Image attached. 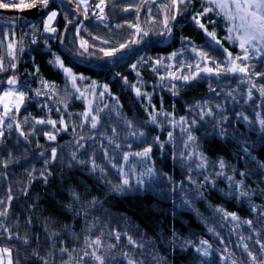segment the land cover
<instances>
[{"label":"trees","instance_id":"1","mask_svg":"<svg viewBox=\"0 0 264 264\" xmlns=\"http://www.w3.org/2000/svg\"><path fill=\"white\" fill-rule=\"evenodd\" d=\"M107 2V24L94 7L79 18L82 49L79 3L56 0V39L27 43L19 59L0 14V81L56 85L25 98L2 135L0 247L13 264H99L85 252L104 264H264V54L244 60L206 0ZM230 60L247 71L227 72ZM147 148L153 175L123 185V158Z\"/></svg>","mask_w":264,"mask_h":264},{"label":"snow or ice","instance_id":"2","mask_svg":"<svg viewBox=\"0 0 264 264\" xmlns=\"http://www.w3.org/2000/svg\"><path fill=\"white\" fill-rule=\"evenodd\" d=\"M49 0H39V4H41L44 7H47ZM211 4H214L217 9L220 10V13H223L225 17H227L228 21L231 22L232 27L229 28L230 32L236 33V39L239 41V47L244 52L243 59H248V52L249 49H253L256 52H261L264 50V0H209ZM23 5L24 7H36V3H29L25 4L24 0H18V5ZM8 4L0 3V7H8ZM206 11H212V9H207ZM57 15L56 12H52L49 16V20L53 19ZM195 19V18H194ZM197 23H199V20H197ZM201 28H204L203 24L199 25ZM46 31H55V29L47 27L45 28ZM207 31V29H205ZM209 36H211L213 39H215V33H208ZM231 38V37H230ZM218 43V41H217ZM260 45V47H258ZM83 47V45H81ZM126 47V45H121V48ZM119 49H117L118 51ZM106 56L115 55V52L108 51L105 52ZM205 55V54H201ZM229 57H231V53L228 54ZM206 58V57H205ZM241 57L237 56L236 60H240ZM230 63L232 64L231 67L227 68L226 71L230 73H245L247 71L246 67L240 66L235 63V61L230 60ZM15 65H13L14 67ZM63 67V64L60 65ZM3 65L0 63V69H2ZM135 67V65H133ZM219 67V65H217ZM64 71L71 75V70L65 68ZM205 72L211 73L213 70L211 68L204 69ZM218 74V73H217ZM83 79V77H81ZM187 79V77H185ZM73 83H75L76 77L72 76ZM9 84H15L16 80L15 78L8 80ZM260 92L262 95H264V87L260 89ZM136 94L139 96L141 93L139 89L136 90ZM251 93H249L250 95ZM9 95H14L19 97L20 102H23V93H4V97H7ZM4 97H0V100L4 99ZM5 116L7 115L9 109L8 105L5 104ZM17 111L19 110V104L15 105ZM155 120V117H153V121ZM3 117H0V127H2ZM38 123H44V121H38ZM47 123L55 125V121H47ZM260 125L262 128H264V120L260 121ZM9 128H11V124L8 125ZM92 127H96V120L93 118L92 120ZM23 135V133H21ZM3 133L0 132V136H2ZM49 139H55L54 136L49 135ZM189 139H193V137L189 136ZM151 152V148L145 149L143 152L135 153V155L140 156L142 158H146L148 154ZM53 158L55 157V150H53ZM124 160H127L128 157L125 156L123 158ZM220 168H224V162L220 161L219 163ZM151 169H149V173H151ZM123 185L127 186L129 185V181L127 179L123 180ZM241 195H247V193H241ZM0 215H3L0 213ZM233 219H236L235 216L232 217ZM250 223V222H249ZM116 239H119V235L116 236ZM130 240V238H129ZM95 245H100L102 242L100 239H96L93 241ZM202 243H207L206 241ZM114 247V245H113ZM210 247V246H209ZM247 246L245 245V248ZM264 248V245L261 246ZM62 251L66 252L67 249H63ZM199 251V249L197 250ZM3 252L8 253L9 256L11 255L9 249H3ZM85 255H92V257L99 262V264H104V259L101 256L95 255V253H88L85 252ZM204 255H209L208 251H204ZM251 255V253H249ZM253 260H255V257H252ZM9 264H11V261L9 260ZM128 264H135L134 261L129 260Z\"/></svg>","mask_w":264,"mask_h":264},{"label":"rangeland","instance_id":"3","mask_svg":"<svg viewBox=\"0 0 264 264\" xmlns=\"http://www.w3.org/2000/svg\"><path fill=\"white\" fill-rule=\"evenodd\" d=\"M75 1L77 3H79L80 10H81L79 14L81 16L84 17L85 14L88 15V13H90L89 9H91V6H92L91 1L92 0H75ZM158 1H160V0H153V5L156 4V2H158ZM206 1L209 4H211L209 2V0H206ZM211 7L217 9L214 4H211ZM217 10L220 12L219 9H217ZM52 12H56L57 15L53 19L49 20V16L51 15ZM221 14L223 15V13H221ZM59 16H60L59 11L57 9H55V8L49 9L47 16H46V19H47L46 26L56 27L55 25L57 23ZM223 17L226 20L227 29L231 28L232 27L231 22L228 21L227 17H225L224 15H223ZM84 29L85 28H84L83 23H78L75 26V36H77L78 45L79 46L83 45V47L81 46L82 49L87 48V46L85 45V39L83 40V35H82V31ZM141 34L142 33H141L140 29H138V27H137L136 38H139L138 36ZM229 38L232 41H234L235 44H237L239 46V41L236 39V33L235 32L229 31ZM14 44H15V42L11 45H14ZM258 47H260V45H258ZM14 52L15 51H13V54H15ZM248 54L253 55V56L262 55V54H264V50H262L261 52H256L255 50L250 48ZM61 63H62L61 60H58V66L60 67V69H63V71H64L65 67H64V65H63V67H61L60 66ZM229 65L232 66L231 63H229ZM206 67L209 68V64H207ZM203 69H204V67L200 68L197 71V73H201L203 71ZM65 74L67 75L68 79H70L72 81V83H73L72 76L76 77L75 83L78 80V76L75 75L74 72H72V70H71V75H69L66 72H65ZM13 78H15V80H16L15 84H9L8 80L6 81V83L4 81H0V97H4V93H6V92H8V93H13V92L23 93L21 91V81H19L18 77H16V76H12L11 78H9V80L13 79ZM75 83H73V84H75ZM77 89H79V91H81V93L84 95V98H86L89 101V107H87V110H86L87 111L86 116H88V115L92 114V112H93V110L91 108V104L94 101V100H92V98H93V93H95V92H93L92 90H90L86 87L85 88H77ZM5 104L8 105V109H9L6 116H5V107H4ZM16 104H19V110L18 111L15 107ZM26 104H27V102L25 100V96H23V102L22 103L20 102L19 97L14 96V95H9L7 97H4V99L0 100V117H3V122H2V127H0V132L4 133V131L8 127V125L12 124L16 113L20 112L22 110V108L24 106H26ZM2 138H3V136H0V143H1ZM127 157H128V159L123 160V162H122L123 164L119 169V173L122 174L123 180L127 179L130 182L132 179H134V180L137 178L146 179L149 176L153 175L151 162H149L150 159H148L149 156H147L146 158H142L140 156H137V155H134L131 153V154L127 155ZM149 169L152 170L151 173H149ZM3 249H5V248L0 247V264H9V260L11 261V264H13V262H14L13 261V255L11 254L9 256L8 253L3 252ZM6 249H8V248H6Z\"/></svg>","mask_w":264,"mask_h":264},{"label":"built area","instance_id":"4","mask_svg":"<svg viewBox=\"0 0 264 264\" xmlns=\"http://www.w3.org/2000/svg\"><path fill=\"white\" fill-rule=\"evenodd\" d=\"M36 3V7H24L23 5H18V0H0V3L3 4H8V7H0V10L7 12V15L12 17L15 28H16V36L18 38L17 40V45H16V49H17V54H16V59H19L21 56V52H22V48L27 44L30 43L32 45H38L40 42V35H42L43 37H47V38H54L55 36V31H46L45 28L46 26L43 24L41 29L39 30L38 33L33 34L30 33V27L29 24L25 25L26 22V18L23 16V12L27 9L30 8H39V10L44 9L46 11L49 10V8L51 7L50 3L51 0H49L47 7L42 6L41 4H39V0H24L25 4H29V3ZM96 9H97V13L98 16L96 18L97 21L103 23H106V9H107V5L108 2H106V0H96ZM48 27V26H47ZM53 28V27H50ZM54 29V28H53ZM50 83L45 81V80H41L40 81V87L37 90V93L29 90L27 85L24 83L22 86V90L23 92H25V96L27 98H31L32 96H41L42 94L47 93L48 91L51 92V90L53 88H56V85H49Z\"/></svg>","mask_w":264,"mask_h":264},{"label":"water","instance_id":"5","mask_svg":"<svg viewBox=\"0 0 264 264\" xmlns=\"http://www.w3.org/2000/svg\"><path fill=\"white\" fill-rule=\"evenodd\" d=\"M151 0H147V2H149ZM0 13H5V11L0 10ZM23 16H25L27 19H31L33 21H38L40 17H45L46 15V11L44 9L39 10V8H32V9H27L25 10L23 13ZM76 24L78 23V19L75 22ZM70 27V26H69ZM139 29V28H138ZM63 44V40L61 42ZM134 50H131L130 52H120L118 54H116V58H123L126 56H130V54L133 52Z\"/></svg>","mask_w":264,"mask_h":264},{"label":"clouds","instance_id":"6","mask_svg":"<svg viewBox=\"0 0 264 264\" xmlns=\"http://www.w3.org/2000/svg\"><path fill=\"white\" fill-rule=\"evenodd\" d=\"M46 81V80H45ZM48 82V81H47ZM21 91L23 92V90H22V86H21ZM24 93V96H25V92H23ZM8 125V124H7Z\"/></svg>","mask_w":264,"mask_h":264},{"label":"flooded vegetation","instance_id":"7","mask_svg":"<svg viewBox=\"0 0 264 264\" xmlns=\"http://www.w3.org/2000/svg\"><path fill=\"white\" fill-rule=\"evenodd\" d=\"M52 1H54V0H52Z\"/></svg>","mask_w":264,"mask_h":264}]
</instances>
